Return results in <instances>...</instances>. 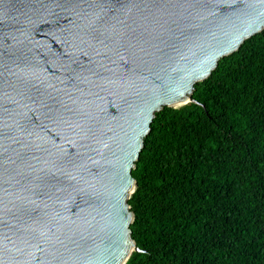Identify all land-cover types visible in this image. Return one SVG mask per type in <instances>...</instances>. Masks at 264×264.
Returning a JSON list of instances; mask_svg holds the SVG:
<instances>
[{"label":"water","instance_id":"obj_1","mask_svg":"<svg viewBox=\"0 0 264 264\" xmlns=\"http://www.w3.org/2000/svg\"><path fill=\"white\" fill-rule=\"evenodd\" d=\"M264 31V0H0V264H126L156 114Z\"/></svg>","mask_w":264,"mask_h":264},{"label":"trees","instance_id":"obj_2","mask_svg":"<svg viewBox=\"0 0 264 264\" xmlns=\"http://www.w3.org/2000/svg\"><path fill=\"white\" fill-rule=\"evenodd\" d=\"M156 114L132 176L126 264H264V31Z\"/></svg>","mask_w":264,"mask_h":264}]
</instances>
